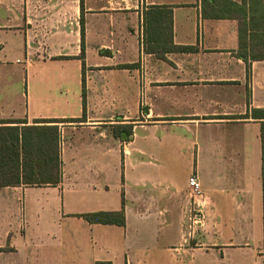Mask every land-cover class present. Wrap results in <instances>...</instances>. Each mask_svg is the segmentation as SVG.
Segmentation results:
<instances>
[{
	"label": "crops",
	"instance_id": "0c3cea01",
	"mask_svg": "<svg viewBox=\"0 0 264 264\" xmlns=\"http://www.w3.org/2000/svg\"><path fill=\"white\" fill-rule=\"evenodd\" d=\"M211 1L0 0V126H57L61 159L0 187V264H264V57Z\"/></svg>",
	"mask_w": 264,
	"mask_h": 264
},
{
	"label": "trees",
	"instance_id": "16d2710c",
	"mask_svg": "<svg viewBox=\"0 0 264 264\" xmlns=\"http://www.w3.org/2000/svg\"><path fill=\"white\" fill-rule=\"evenodd\" d=\"M238 5L229 0L209 2L215 8L214 16L225 12H235L239 21V45L246 47L245 61L261 59L259 48L264 47V0H242ZM247 5V6H245ZM166 29L170 31V11H167ZM203 15H207L203 11ZM82 23V18H81ZM84 33L81 31V36ZM83 38L81 51L83 52ZM182 48V47H181ZM264 114V110H260ZM11 122V121H8ZM25 123V120L13 121ZM59 133L54 125H1L0 126V187L16 185H56L61 179V159L59 155ZM262 145V186H263V246H264V122L261 123ZM89 223L124 225L123 210L95 211L82 213ZM94 264H111L109 261H96Z\"/></svg>",
	"mask_w": 264,
	"mask_h": 264
},
{
	"label": "built area",
	"instance_id": "2783aa9c",
	"mask_svg": "<svg viewBox=\"0 0 264 264\" xmlns=\"http://www.w3.org/2000/svg\"><path fill=\"white\" fill-rule=\"evenodd\" d=\"M187 185H188V191L190 196L193 198V200H195V197H202L203 196V192L201 190V186L200 183L198 181V178L196 176V174H192L191 176H189L188 181H187ZM196 205V210L198 211V204L195 203ZM194 210L190 209L189 210V216H188V220L190 221V225L195 224L197 222L195 216H194Z\"/></svg>",
	"mask_w": 264,
	"mask_h": 264
},
{
	"label": "rangeland",
	"instance_id": "374dc122",
	"mask_svg": "<svg viewBox=\"0 0 264 264\" xmlns=\"http://www.w3.org/2000/svg\"><path fill=\"white\" fill-rule=\"evenodd\" d=\"M12 88H13V89H17V84H16V82H14V83L12 84Z\"/></svg>",
	"mask_w": 264,
	"mask_h": 264
},
{
	"label": "water",
	"instance_id": "95a60500",
	"mask_svg": "<svg viewBox=\"0 0 264 264\" xmlns=\"http://www.w3.org/2000/svg\"><path fill=\"white\" fill-rule=\"evenodd\" d=\"M125 136H126V132H122L121 137H122V138H125Z\"/></svg>",
	"mask_w": 264,
	"mask_h": 264
}]
</instances>
